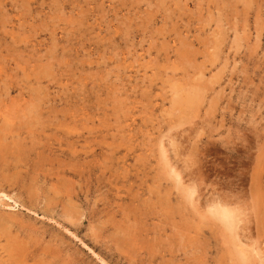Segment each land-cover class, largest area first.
<instances>
[{
  "label": "rangeland",
  "instance_id": "1",
  "mask_svg": "<svg viewBox=\"0 0 264 264\" xmlns=\"http://www.w3.org/2000/svg\"><path fill=\"white\" fill-rule=\"evenodd\" d=\"M13 247L264 264V0H0V264Z\"/></svg>",
  "mask_w": 264,
  "mask_h": 264
},
{
  "label": "bare ground",
  "instance_id": "2",
  "mask_svg": "<svg viewBox=\"0 0 264 264\" xmlns=\"http://www.w3.org/2000/svg\"><path fill=\"white\" fill-rule=\"evenodd\" d=\"M192 45V44H191ZM185 48V47H184ZM186 62V61H185ZM212 79V78H211ZM193 90V89H192ZM195 90V89H194ZM193 90V91H194ZM197 90H198V88H197ZM202 90V89H201ZM196 92V91H195ZM192 93V92H191ZM190 93V94H191ZM197 93V92H196ZM196 95V94H195ZM188 96V95H187ZM196 96H198V94L196 95ZM199 96H200V94H199ZM202 96V95H201ZM200 96V97H201ZM185 98V97H184ZM176 99H178V98H176ZM190 99H191V97H190ZM190 99H188L187 101H189ZM195 99H196V97H195ZM175 100V99H174ZM181 101V100H180ZM186 101V102H187ZM178 102H179V100H178ZM175 103V102H174ZM195 104V103H194ZM179 105V104H178ZM192 106H193V104L191 105V108H192ZM182 107V106H181ZM182 109H183V107H182ZM188 109V108H187ZM190 109V108H189ZM29 110H31V109H29ZM185 110H186V108H185ZM188 111H190V110H188ZM35 112V111H34ZM30 113H32V112H30ZM35 116V115H34ZM189 118V117H188ZM33 120V119H32ZM73 146V145H72ZM84 147V146H83ZM95 160V159H94ZM170 166V165H169ZM174 178V177H173ZM179 180V179H178ZM213 206H215V205H213ZM220 207V206H219ZM212 213V212H211ZM216 214L219 216V219L223 222V223H225L226 225H227V227L229 228V230L230 229H233L234 228V218H233V213L232 212H229V210L227 211V209H216ZM213 215V214H212ZM236 219H238V218H236ZM247 222V221H246ZM239 224V223H238ZM243 226V225H242ZM233 227V228H232ZM238 228H239V226H238ZM238 228H237V230H238ZM251 228V227H250ZM242 230V229H241ZM12 232V231H11ZM38 233V232H37ZM231 233V232H230ZM233 233V232H232ZM16 235V234H15ZM54 236V235H53ZM179 237V236H178ZM197 237V236H196ZM241 237V236H240ZM239 237V238H240ZM247 237V236H246ZM4 238V237H3ZM18 238V237H17ZM236 238V237H235ZM235 238H234V241H235ZM183 239V238H182ZM54 241V240H53ZM30 242V241H29ZM28 242V243H29ZM51 242V241H50ZM49 242V243H50ZM192 243V242H191ZM233 243V245H234V242H232ZM30 244V243H29ZM14 245V244H13ZM21 245V244H20ZM49 245V244H48ZM54 246V245H53ZM240 245L238 244V247H239ZM243 246V245H242ZM249 246H252V245H249ZM256 246V245H255ZM237 247V248H238ZM7 248V247H6ZM24 248V247H23ZM23 248H20V247H13V248H9L10 249V251L12 252V251H14V252H17L18 254H16V258H14L13 260H11V264L12 263H14V264H25V261H23V259H21L23 256H22V254L21 253H23ZM251 248V247H250ZM234 249H235V247H234ZM29 250V249H28ZM237 250V249H236ZM235 250V251H236ZM247 250V249H246ZM253 250H255L256 251V249H253ZM20 251H21V253H20ZM238 251H240V249L238 250ZM249 251L251 252V250L249 249ZM32 252V251H31ZM51 252H53V251H51ZM7 253H9V252H7ZM20 253V254H19ZM233 253V252H232ZM247 254H249L248 253V251H247ZM255 254H256V252H255ZM252 255H253V253H252ZM257 255H258V252H257ZM263 255V254H262ZM236 256V255H235ZM249 256V255H248ZM254 256V255H253ZM239 257V256H238ZM9 258V260L11 259L10 257H8ZM250 258V257H249ZM52 259V258H51ZM237 259V258H236ZM243 260V259H242ZM245 260V259H244ZM250 260H251V258H250ZM249 260V261H250ZM8 261V260H7ZM237 261V260H236ZM248 261V260H247ZM10 262V261H9ZM29 262V261H28ZM51 262V261H50ZM50 262H48V263H50ZM54 262V261H53ZM235 262V261H234ZM52 263V262H51ZM8 264V263H7ZM36 264V263H35ZM56 264V263H55ZM240 264V263H239Z\"/></svg>",
  "mask_w": 264,
  "mask_h": 264
}]
</instances>
